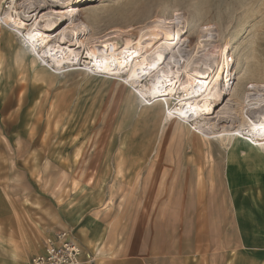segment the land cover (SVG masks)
<instances>
[{
	"label": "rangeland",
	"instance_id": "obj_1",
	"mask_svg": "<svg viewBox=\"0 0 264 264\" xmlns=\"http://www.w3.org/2000/svg\"><path fill=\"white\" fill-rule=\"evenodd\" d=\"M12 1L0 0V141L8 144L0 154L10 157L12 163L13 159H25L34 164L28 166L29 171L42 173L38 182L41 189L55 195L63 209L76 215L75 220L83 223L91 217L128 225L141 222L144 236L150 226L164 231L166 216L172 220L169 227L173 224L180 233L184 216L193 220L196 215L197 186L201 183L207 190H226V154L237 152L238 184L244 188L241 203L253 209L246 213L255 226L252 232L257 231L261 238L264 149L255 153L249 149L246 136L240 134L234 141L227 134L236 131L238 135L246 129L248 108L244 113V101L254 99V90L264 89V0H84L73 7L85 25V33L75 37L79 42L74 40L77 45L72 47L78 58L75 61L81 65L67 64L62 70L48 64L29 43V32L39 31L36 17L50 15L55 21L52 15L60 9L51 7L31 14V8L45 5V0ZM20 17H33L30 22L25 19V37L5 22L10 18L18 23ZM165 29L184 37L186 51L174 60L183 82L189 80L186 70L195 69L204 58V52L191 54L202 41L204 51H212L216 63L231 64V84L225 85L226 100L219 108L226 106L228 110L225 122L215 127V121L202 123L205 129L201 130L165 122L160 112L145 106L138 90L142 85L150 87L147 77L142 85L111 76L97 77L92 50H102L103 40L110 37L111 44L132 47L142 59L150 53L152 33ZM9 37L19 43H9ZM262 109V116L256 115L264 118ZM256 119L251 123L256 124ZM22 133L25 144L21 143ZM197 158L204 174L200 181L188 163ZM197 176H201L200 171ZM101 212L106 216L102 218ZM220 216H227L230 222L237 218L235 212ZM174 246L179 252L181 246Z\"/></svg>",
	"mask_w": 264,
	"mask_h": 264
},
{
	"label": "crops",
	"instance_id": "obj_2",
	"mask_svg": "<svg viewBox=\"0 0 264 264\" xmlns=\"http://www.w3.org/2000/svg\"><path fill=\"white\" fill-rule=\"evenodd\" d=\"M8 41L19 43L12 37ZM22 137L25 144V134ZM0 142V149L8 147L7 142ZM236 155L231 151L226 154V190H207L199 182L196 215L193 220L184 216L180 233L172 223L169 227L172 220L166 216L164 231L150 226L143 236L141 222L128 225L118 219L97 221L91 217L83 223L75 220L76 215L63 209L55 195L41 189L38 182L42 173L29 171L28 166L34 164L25 159H13L12 163L10 157L0 154V264H31L33 256L44 251L46 240L61 231L77 238L74 240L87 253L82 256L83 264H264V221L259 238L257 231L252 232L255 226L246 213L253 209L241 203L244 188L238 184L241 178ZM188 163L193 165L197 181L202 180L200 158ZM224 212H235L237 218L230 222L227 216H220ZM174 245L181 246L179 252Z\"/></svg>",
	"mask_w": 264,
	"mask_h": 264
},
{
	"label": "bare ground",
	"instance_id": "obj_3",
	"mask_svg": "<svg viewBox=\"0 0 264 264\" xmlns=\"http://www.w3.org/2000/svg\"><path fill=\"white\" fill-rule=\"evenodd\" d=\"M83 1L84 0H45L43 1L45 5H38V7L35 9L31 8V10L30 7L27 8L31 11V14H41L44 9H51V7L60 9V11H54L52 15L55 21L49 19L50 15L43 14L44 16L42 18L41 15L40 18L39 16L36 17L38 24H40L39 31L35 32L37 30L36 28L34 31L29 32V43L33 44V48L38 51V54L46 60L48 64L54 63L53 68L57 70L65 69L67 64H77V61H75V58H77L75 53L76 50H72V47H75L77 43L73 42L75 37L79 34H84L85 30L82 26L84 24L82 23L81 25L78 19V12L74 11L73 7H75L76 4H81ZM14 2L13 0L11 3ZM10 6H12V4ZM45 13L48 14L47 12ZM23 14V17H25V12H23ZM27 18H29V16H27ZM27 18L20 17L18 23L13 19L14 24L10 18L6 19L5 22L9 26L13 25L20 29L23 37H25V28L27 27L24 23L25 19L28 22L33 20V17L30 19ZM63 24H67L64 29L61 28ZM57 30L59 32L54 35L53 33ZM183 38L184 37H181L180 34L172 35L167 29L164 31H154L152 33V38L148 42L150 53L143 56L141 59V57H136L134 46L133 51L131 50L132 47L127 48L126 46V49L120 48L117 43L111 44L109 37V39L101 42V44L104 43L102 50L96 49V47L92 50L96 55L92 60V68H94L95 73L98 74L97 77L109 78L111 76L122 78L126 80V83L130 84H141L143 82L142 80L147 77L148 81L151 82L150 87L147 89L146 86L141 84L142 86H140L138 90H140L139 92L142 95L143 102L146 103L145 106L152 108L155 112H160L165 122H178L184 127L185 125H189L191 130H201V128L205 129L203 127L204 125H202V127L200 126L202 123H206L207 125L215 121V123H212L215 127V124L219 125L221 122H225L224 119L229 118L226 116V114H228V110L225 108L226 106L221 110H219V108L223 106L226 100L225 95L227 92H224L225 85L228 86L231 84V81H229L230 77H228L231 64L216 63V60L212 59L214 53L212 51L205 52V45H203L204 41H202L191 51V54L197 53L198 55L204 52V55H202L204 58L201 60L199 59L200 61L197 63L198 67L196 66L195 69L186 70L189 80L188 82H183L180 79V74H177L176 63L174 61L181 57L184 51H186L184 45L185 41H182ZM23 42L25 43V40ZM73 44H75V46ZM63 45H68L69 47L67 48L66 46L67 49H65ZM59 54L61 56H59ZM135 60H138V62L137 65L133 66ZM92 63H89V66H91ZM130 63L131 68H129ZM76 64L74 66H76ZM171 65H173L174 68ZM176 74L177 76H175ZM176 79L178 81H176ZM178 82H180V84L177 88ZM252 93L255 94L252 96L254 99L248 103H246L248 99L244 101V113L246 108H248L245 119L247 123L246 129L243 130L244 132L241 130L238 131V135L235 134L236 131L231 132L230 130L231 133L227 131L228 134L227 132L225 134H227L230 139L232 137L231 140L234 141L237 140L240 134L244 137L246 136L249 149L255 153H261L264 149V118L256 114H262V112L259 111H262L264 107L260 105L261 102H264V89H257V91L254 90ZM175 101H178L176 105L174 104ZM254 118L259 119L258 122L257 119L254 120L256 124L251 123ZM90 255L91 253H89V256Z\"/></svg>",
	"mask_w": 264,
	"mask_h": 264
},
{
	"label": "built area",
	"instance_id": "obj_4",
	"mask_svg": "<svg viewBox=\"0 0 264 264\" xmlns=\"http://www.w3.org/2000/svg\"><path fill=\"white\" fill-rule=\"evenodd\" d=\"M82 253L71 233L61 231L46 240L44 251L33 256L31 264H82Z\"/></svg>",
	"mask_w": 264,
	"mask_h": 264
}]
</instances>
